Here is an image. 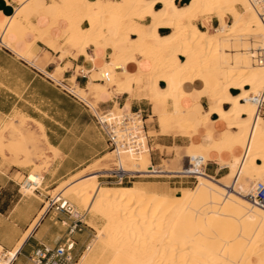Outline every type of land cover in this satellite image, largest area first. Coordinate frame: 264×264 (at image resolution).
Here are the masks:
<instances>
[{
	"label": "bare ground",
	"instance_id": "6f19581e",
	"mask_svg": "<svg viewBox=\"0 0 264 264\" xmlns=\"http://www.w3.org/2000/svg\"><path fill=\"white\" fill-rule=\"evenodd\" d=\"M18 3L20 7L11 17L0 19L1 46L39 67L43 65L37 42L65 54L84 55L88 46L96 50L97 56L99 52L106 53L110 62L90 76L88 87H79L72 78L67 87L70 93L95 112L101 97L113 96L114 92L145 99L162 108L158 117L162 135L195 139L189 148L177 149L184 152L181 156L176 152L180 160L200 158L203 161L197 165L204 168L214 156L221 168L229 169L220 180L225 181L224 186L199 173L194 188L178 189L175 194L170 189L117 188L99 182L100 177L113 170L112 166L141 177L179 170L163 172L171 164L164 161L157 168L161 171H154L147 143L153 130L142 138L144 150L117 149L106 153L48 192L55 203L64 198L63 205H67L70 197L103 222L98 227L92 219L85 221L96 234L76 264H264V209L247 198L255 182L264 183V118L260 115L264 110V13L251 0ZM33 13L52 14L50 24L41 27L34 23L30 18ZM214 18L217 27L212 26ZM107 19L113 25L107 24ZM61 22L65 27L55 35L53 29ZM198 22L205 30L199 28ZM28 34L35 35V41L27 42L23 51L18 50L16 45L23 43ZM130 64L138 66L135 73L128 70ZM66 70L58 64L51 77L56 80L57 74ZM106 73L109 80L97 83L96 80L103 81ZM197 80L203 82L204 89L186 107L183 102L191 96L184 93L183 84ZM204 96L210 102L206 111L200 104ZM170 103L173 111L169 110ZM124 114L130 112L117 107L107 112L104 121L113 124ZM212 116L218 117L225 130L216 132ZM201 139L213 140L214 144L206 145ZM224 141L230 143L228 150L220 146ZM0 147L5 148L7 160L16 159L11 161L13 165L34 168L30 177L22 181L25 195L43 189L46 171L63 159V153L49 142L44 126L20 113L0 128ZM50 207V202H46L10 252L4 253L0 247V264H12ZM75 214L82 215L77 210Z\"/></svg>",
	"mask_w": 264,
	"mask_h": 264
},
{
	"label": "crops",
	"instance_id": "0c3cea01",
	"mask_svg": "<svg viewBox=\"0 0 264 264\" xmlns=\"http://www.w3.org/2000/svg\"><path fill=\"white\" fill-rule=\"evenodd\" d=\"M46 4L49 5L50 2L46 0ZM19 7L20 4L18 0H0V15L2 16H0V19L11 17L15 9ZM26 12L31 13L29 9H26ZM52 16V14L43 15L41 13H33L30 15V18L41 27H47L51 22ZM20 22L23 26L29 27L23 18H20ZM106 22L109 25H113L111 19H107ZM148 22H150V20H148L147 23ZM215 25V21H213L212 26L215 27ZM198 26L200 29H204L201 22ZM64 27L65 23L61 22L59 26L53 29V33L59 35L61 29ZM161 33L168 34L169 32L161 31ZM33 41H35V35L28 34L25 41L21 43L19 47L23 48L24 43ZM1 47L2 46H0V48ZM36 47L38 48L37 53L39 55L41 53L40 60H44L45 55L50 54V57L53 58L54 61L48 63L44 67L34 66L18 57L10 49L6 47L0 49V118L8 117L13 113L14 115L11 117L15 116L17 113L27 115L44 126L49 142L63 153V159H58L52 165V175L50 177L49 175L44 177V185L45 181L50 182L55 177L60 180L80 170V168L89 161L88 159L71 161L69 155L71 151H87L86 130L90 126H95V128L98 129L95 115H99L97 112L93 111L86 102L87 105L84 101L70 93L67 87H70V80L72 78L76 79L79 87L83 89L88 87L90 76L98 73L105 62H110V57L104 52H99L97 56L96 50L93 47H90L88 51L86 49L84 55L71 52L67 56H63L60 52L55 53L47 49L48 47L41 42H37ZM41 51H43L44 54ZM89 57H93L94 61L88 60ZM58 64L61 68H67V70L63 73H58L57 79L55 80L51 75L57 69ZM146 68L147 65L144 64L143 69ZM78 69L81 70L77 73ZM128 70L131 73H135L138 70V66L130 64L128 65ZM96 82L101 83L99 80H96ZM161 86L164 87V84L161 83ZM182 88L185 94L191 96L187 97L183 102L186 107H189L194 103L197 93L204 89V84L202 81L197 80L184 83ZM200 104L205 111L210 107V102L205 96L200 99ZM86 106L90 108L93 114L90 113ZM170 106L173 108L171 103L169 107ZM117 107L125 112L141 113L146 132L148 133L150 130L154 131L153 135L147 136V143L150 148L151 163L156 172L161 171L157 168L162 166L164 161L171 162V166H173L172 164H174L175 160L167 159V156L172 152H177V149L189 148L195 140L181 135H177L176 137L174 135H162L158 125V117L162 112V108H156L150 105L149 101L145 99H136L129 94L118 95L114 92L112 98L111 95L101 97L100 107L98 106V109L101 112H109L114 111ZM155 114H158V117H156ZM150 119L153 121L148 124ZM212 120L216 123L215 129L217 133L225 130V125L218 120L217 116H212ZM2 126H0V128ZM101 134L103 138H105L106 147L108 148L106 137L103 133ZM201 140L204 144L209 146L214 144L213 140ZM188 142H190L189 146L185 147ZM220 146L224 150H228L231 147L228 141L222 142ZM175 147H177L176 151ZM88 151H105V149L101 145L97 147V150L92 149ZM224 157L227 158L226 155ZM212 159V161L206 163L205 175L212 181H219L228 173L216 179V177L222 175L224 170H220L221 166L215 162L214 156H212ZM10 161H16V159L12 158ZM183 163L184 161H182V165ZM163 172L168 171L163 170ZM20 173L21 171L18 169L17 165H12L5 170H0V247H2L3 252L8 253L13 249L30 229V226L37 219L46 202H50V204L52 202L53 204L36 224L12 264H33L30 261V256L38 246L48 245L57 247L63 245L68 238H71L75 242L72 254L76 261V259L81 257L86 251L85 249H87L88 243L93 236L92 230L83 223V221H86L83 219L84 216H77L75 210H57L58 206L61 207L62 200L55 203L54 199L48 194L50 190L43 193L44 189H48L47 185L44 186V189L35 191L33 196H26L22 192L21 181L18 182L15 179L17 174H19V177L23 176ZM167 175H169V173H164L163 176L155 175V177L165 179L166 177H172ZM149 176L154 175L144 177ZM138 177L141 176L138 175ZM195 182L197 181L176 180L175 178L174 180L168 179V181L157 182V184L162 185L161 188L165 190L166 185H169L170 190H174L179 189L176 187L177 184L190 185ZM54 183L56 182H53V184ZM112 187L118 188V186ZM68 204L70 205V203ZM55 205V211L53 212L52 209ZM76 221H81L82 223L79 228L70 235L69 226Z\"/></svg>",
	"mask_w": 264,
	"mask_h": 264
},
{
	"label": "built area",
	"instance_id": "2783aa9c",
	"mask_svg": "<svg viewBox=\"0 0 264 264\" xmlns=\"http://www.w3.org/2000/svg\"><path fill=\"white\" fill-rule=\"evenodd\" d=\"M251 1L261 13H264V0ZM108 80L109 74L106 73L105 78L101 82L105 83ZM106 115L107 111H104L102 112L101 117L95 116V119L99 129L106 137L108 148L113 151L117 149H133L135 151L144 150L142 138L145 134H147V132L145 130V124L141 113L137 112L124 114L123 116L118 117L113 124L105 123L104 117ZM200 161H203V159H186L181 170H179V173L174 174L173 177L181 180L197 181V175H199V173L206 174L207 165L204 168L197 165L198 162L201 163ZM226 169L227 168H221L220 170ZM27 176L30 177L29 174ZM135 177H138V175L120 171L117 167H114L113 170L109 171L106 177H100L99 179L115 180L116 184L123 185L124 183L131 182V180ZM38 190H40V188H37L35 191ZM247 198L255 206L264 209V183L260 181L255 182ZM57 210L73 211V207L69 204H62L61 207H57ZM81 223V221H76L70 225L69 234L71 235L74 231H76ZM74 246L75 242L71 238H68L63 245H59L57 247L40 245L32 252L30 261L33 264H74L75 259L72 254Z\"/></svg>",
	"mask_w": 264,
	"mask_h": 264
},
{
	"label": "rangeland",
	"instance_id": "374dc122",
	"mask_svg": "<svg viewBox=\"0 0 264 264\" xmlns=\"http://www.w3.org/2000/svg\"><path fill=\"white\" fill-rule=\"evenodd\" d=\"M48 2H52V1H54V0H47ZM213 21H215V27H217L218 26V22L216 21V19L214 18L213 19ZM228 22L229 23H231L232 22V20L231 19H228ZM200 22H198V24H199ZM202 29V28H201ZM202 30H204V29H202ZM27 43V42H26ZM26 43H24V47L23 48H25V46H26ZM21 44L19 43V44H17L16 45V48L18 49V50H20V51H23V48H20L19 46H20ZM1 46V45H0ZM3 47V46H2ZM1 47V48H2ZM0 48V49H1ZM47 48V47H46ZM90 47L88 46V48H87V51H88V49H89ZM47 49H49V50H51L50 48H47ZM51 51H53V52H55V53H58V51H56V50H51ZM69 51V50H68ZM63 56H67V55H69L70 53L69 52H67L66 54H65V52H61V51H59ZM44 54V53H43ZM108 57V56H107ZM109 58V57H108ZM51 60H54L53 58H51L50 57V54H46L45 55V59L44 60H41V64L43 65H41L42 67H44V66H46ZM113 96H111V98H112ZM93 100V99H92ZM85 103V102H84ZM86 104V103H85ZM87 105V104H86ZM87 107V106H86ZM99 107H100V105H99ZM87 109L90 111V108H88L87 107ZM169 110L170 111H173V108L170 106L169 107ZM97 113H98V115L101 117L102 116V112L99 110V109H97V111H96ZM90 113L91 114H93L91 111H90ZM12 115H14V113L13 114H11L10 116H8V117H4V118H0V126H2V125H4L5 124V122L8 120V118L9 117H11ZM156 115V117H158V114H155ZM260 115L264 118V110H262L261 112H260ZM12 118V117H11ZM4 123V124H3ZM97 127H98V125H97ZM102 132H101V130L99 129V127H98V129H96L95 128V126L93 127V126H90V127H88L87 128V130H86V143H87V151H71V154L69 155V159L71 160V161H77V160H79V159H88L89 161L87 162V163H85V165H83L81 168H80V170L81 169H83L84 167H86L88 164H91V163H93L94 161H96L97 159H99V158H101L103 155H105L106 153H108V152H110V151H112L110 148H107L106 147V142H105V138H103V135L101 134ZM189 144H190V142H188L186 145H185V147H187V146H189ZM103 146V148L105 149V151H88V150H92V149H96L97 150V147L98 146ZM177 153H178V156H181V155H184L183 153V151L182 152H179V151H177ZM177 153L176 152H172L170 155H168L167 156V159H173V160H175V162H174V164H172L173 166H171V164H169L168 165V167H166L165 168V170L164 171H167V170H172V171H174V170H181V168H182V161L183 160H180V157H178L177 156V158H176V155H177ZM227 159V158H226ZM11 165H10V164ZM54 164V163H53ZM52 164V165H53ZM13 164L11 163V161L10 160H7L6 158H5V148L4 147H0V170H5L6 168H8V167H10V166H12ZM52 165L48 168V171H47V173H45V177L47 176V175H49V177L52 175V173H53V169H52ZM14 166V165H13ZM18 166V165H17ZM171 166V167H170ZM19 167H21V166H18V169L21 171V175H23V176H27L28 174H30L31 172H32V170L34 169L32 166H29V167H22V168H19ZM168 168V169H167ZM111 169H114V167L112 166L111 167ZM80 170H77V171H75V172H73V173H71V174H69L68 176H66V177H64V178H62V179H60V180H58L57 179V177H55L52 181H50V182H48V181H45V183H44V185H43V189H44V186H48V189H44L43 190V193H45L47 190H51V189H53V188H55V187H57V186H59V185H61V184H63V182H65V181H67V180H69L70 178H72L74 175H76ZM154 171H155V169H154ZM229 172V170L228 169H226V170H224L223 172H222V175L221 176H218V177H216V179H219L220 177H222L223 175H225L226 173H228ZM135 175V174H134ZM172 175H174V174H169V175H167V176H172ZM19 177V174H17L16 176H15V179L19 182V181H21V183H22V181L24 180V178L25 177ZM79 176V175H78ZM77 176V177H78ZM168 179H172V180H174L175 179V177H166V179L165 178H158V177H135V178H133L132 180H131V182H129V183H124L123 185H119V184H116V181L115 180H110V179H99L100 180V182L103 184V185H109V186H118V187H125L124 185H126V184H128V185H132V186H138V187H141V188H145V189H147V190H154V189H156V190H160V191H163V190H165V189H163V188H161L162 187V185H160V184H157V182H163V181H168ZM58 180V181H57ZM177 180V179H176ZM53 182H56V183H54L53 184ZM197 183H198V180H197V182H195L194 184H190V185H179V184H177L176 185V187H178L179 189H192V188H194L196 185H197ZM214 183L216 184V185H218V186H224L226 183H225V181L223 180V181H221L220 182V180L219 181H214ZM221 183V184H220ZM153 184V185H152ZM223 184V185H222ZM231 184V186H232V182L230 183ZM230 184H229V186H230ZM172 187H174V186H172ZM170 189V187H169V185H166V190L167 191H170L169 190ZM176 190H178V189H174V190H171V192L173 193V194H175L176 192ZM174 191V192H173ZM26 196H33V195H26ZM49 196L51 197V198H54L53 196H51L50 194H49ZM67 199H68V201L70 202V205L73 207V210H77V211H79L83 216H84V218L83 219H85L86 221L87 220H93V222L98 226V227H102L103 226V222L99 219V218H97V217H92L90 214H88L86 211H84L83 210V208L82 207H80L78 204H77V202L75 201V200H72L70 197H67ZM61 200H62V204H63V202H66V199H64V198H61ZM61 200H59V201H61ZM61 203V202H60ZM53 203L51 202V205H52ZM57 205H59V204H57ZM55 207H56V205L53 207V209H52V211L54 212L55 211ZM94 218V219H93ZM95 220V221H94ZM83 223L86 225V226H88L91 230H92V234H93V236H92V239H91V241L88 243V245L94 240V238H95V234H96V231L92 228V227H90L85 221H83ZM88 247V246H87ZM86 250V249H85ZM5 253V252H4ZM80 259V257L78 258V259H76V261H75V263L74 264H76L77 262H78V260Z\"/></svg>",
	"mask_w": 264,
	"mask_h": 264
},
{
	"label": "trees",
	"instance_id": "16d2710c",
	"mask_svg": "<svg viewBox=\"0 0 264 264\" xmlns=\"http://www.w3.org/2000/svg\"><path fill=\"white\" fill-rule=\"evenodd\" d=\"M125 187H131L132 185H128V184H126V185H124Z\"/></svg>",
	"mask_w": 264,
	"mask_h": 264
}]
</instances>
